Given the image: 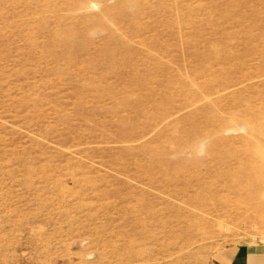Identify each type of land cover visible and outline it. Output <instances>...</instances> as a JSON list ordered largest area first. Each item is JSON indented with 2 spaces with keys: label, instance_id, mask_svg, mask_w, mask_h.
<instances>
[{
  "label": "rangeland",
  "instance_id": "rangeland-1",
  "mask_svg": "<svg viewBox=\"0 0 264 264\" xmlns=\"http://www.w3.org/2000/svg\"><path fill=\"white\" fill-rule=\"evenodd\" d=\"M261 136L264 0H0V264L257 247Z\"/></svg>",
  "mask_w": 264,
  "mask_h": 264
},
{
  "label": "crops",
  "instance_id": "crops-1",
  "mask_svg": "<svg viewBox=\"0 0 264 264\" xmlns=\"http://www.w3.org/2000/svg\"><path fill=\"white\" fill-rule=\"evenodd\" d=\"M217 264H264V247L243 245L226 249L219 256Z\"/></svg>",
  "mask_w": 264,
  "mask_h": 264
},
{
  "label": "bare ground",
  "instance_id": "bare-ground-1",
  "mask_svg": "<svg viewBox=\"0 0 264 264\" xmlns=\"http://www.w3.org/2000/svg\"><path fill=\"white\" fill-rule=\"evenodd\" d=\"M261 139L264 140V136H261ZM236 165V180L241 181L248 178L250 182L249 185L252 184L254 188L259 189L263 181L262 178L257 177L256 173H262V171H264V154L260 151H256V155H254V157L246 161H240ZM262 234H264V232Z\"/></svg>",
  "mask_w": 264,
  "mask_h": 264
},
{
  "label": "built area",
  "instance_id": "built-area-1",
  "mask_svg": "<svg viewBox=\"0 0 264 264\" xmlns=\"http://www.w3.org/2000/svg\"><path fill=\"white\" fill-rule=\"evenodd\" d=\"M260 238V242L257 244L258 246H263L264 247V234H262Z\"/></svg>",
  "mask_w": 264,
  "mask_h": 264
}]
</instances>
